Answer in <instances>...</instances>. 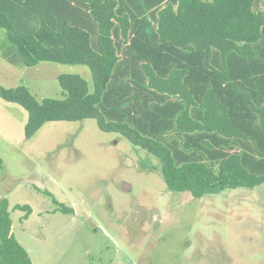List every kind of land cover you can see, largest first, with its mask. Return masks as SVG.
I'll list each match as a JSON object with an SVG mask.
<instances>
[{
  "label": "trees",
  "instance_id": "16d2710c",
  "mask_svg": "<svg viewBox=\"0 0 264 264\" xmlns=\"http://www.w3.org/2000/svg\"><path fill=\"white\" fill-rule=\"evenodd\" d=\"M0 30L13 65L92 73L93 91L62 73L63 97L42 101L0 85V98L27 112L26 138L46 122L93 118L155 156L172 192L264 183V0H0ZM8 206L0 201V264H32Z\"/></svg>",
  "mask_w": 264,
  "mask_h": 264
},
{
  "label": "rangeland",
  "instance_id": "374dc122",
  "mask_svg": "<svg viewBox=\"0 0 264 264\" xmlns=\"http://www.w3.org/2000/svg\"><path fill=\"white\" fill-rule=\"evenodd\" d=\"M62 73L93 91L86 65H13L0 52V85H25L38 101L63 97ZM26 120L0 98V201L32 264H264V183L201 198L172 192L155 156L93 118L46 122L31 138Z\"/></svg>",
  "mask_w": 264,
  "mask_h": 264
},
{
  "label": "water",
  "instance_id": "95a60500",
  "mask_svg": "<svg viewBox=\"0 0 264 264\" xmlns=\"http://www.w3.org/2000/svg\"><path fill=\"white\" fill-rule=\"evenodd\" d=\"M11 232H12V230H11Z\"/></svg>",
  "mask_w": 264,
  "mask_h": 264
}]
</instances>
